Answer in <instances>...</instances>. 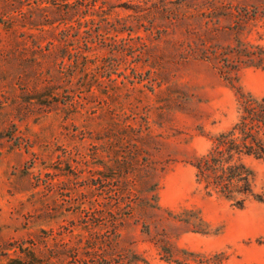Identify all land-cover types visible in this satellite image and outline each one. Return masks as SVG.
I'll list each match as a JSON object with an SVG mask.
<instances>
[{
    "label": "rangeland",
    "instance_id": "rangeland-1",
    "mask_svg": "<svg viewBox=\"0 0 264 264\" xmlns=\"http://www.w3.org/2000/svg\"><path fill=\"white\" fill-rule=\"evenodd\" d=\"M257 47L264 0H0V264H264V159L243 207L193 165Z\"/></svg>",
    "mask_w": 264,
    "mask_h": 264
},
{
    "label": "trees",
    "instance_id": "trees-1",
    "mask_svg": "<svg viewBox=\"0 0 264 264\" xmlns=\"http://www.w3.org/2000/svg\"><path fill=\"white\" fill-rule=\"evenodd\" d=\"M258 56L264 63V48L257 47ZM244 157L264 159V97L251 93L241 94L238 120L226 132L215 137L213 146L193 165L196 179L208 195L216 194L243 207L248 196L253 194V169ZM260 200L261 197H259ZM192 213L194 230L204 235L216 234L201 212Z\"/></svg>",
    "mask_w": 264,
    "mask_h": 264
}]
</instances>
